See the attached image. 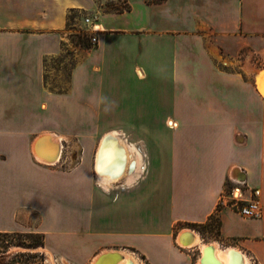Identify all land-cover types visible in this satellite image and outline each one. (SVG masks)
Here are the masks:
<instances>
[{
	"label": "crops",
	"instance_id": "crops-1",
	"mask_svg": "<svg viewBox=\"0 0 264 264\" xmlns=\"http://www.w3.org/2000/svg\"><path fill=\"white\" fill-rule=\"evenodd\" d=\"M98 1L0 0V232L45 234L41 248L62 264H91L110 250L137 256L110 247L115 243L138 248L150 264H196L175 236L187 229L200 235L191 226L215 215L220 245L264 264V212L253 218L218 208L236 166L261 189L264 207V165L232 143L230 121L258 118L264 100L255 83L223 67L226 58L264 49V0H123L124 10L104 12ZM72 10H95L99 43L75 51L70 86L60 92L46 85L45 60L64 52ZM244 87L250 93L229 97ZM105 119L183 124L163 128L177 137L161 157L157 141L150 163L139 149L141 170L124 155L118 178L106 187L96 170L101 142L114 134L108 140L123 154L135 142L121 128L102 131L98 120ZM100 133L97 187L90 155L66 174L35 152L37 142L40 153L48 151L50 134L62 141ZM141 133L158 135V126ZM142 199L153 201L149 220Z\"/></svg>",
	"mask_w": 264,
	"mask_h": 264
},
{
	"label": "rangeland",
	"instance_id": "rangeland-1",
	"mask_svg": "<svg viewBox=\"0 0 264 264\" xmlns=\"http://www.w3.org/2000/svg\"><path fill=\"white\" fill-rule=\"evenodd\" d=\"M98 1V0H97ZM150 2L157 0H147ZM100 6V11H121L125 7L124 1L110 2L108 4H102L98 1ZM96 9V8H95ZM97 10V9H96ZM98 12V10H97ZM76 13L75 18H80L78 21L74 19L72 22L77 23L75 25L68 26L70 41H64V52L57 57H49L45 60V82L50 89L66 91L70 86V75L76 62L75 51L79 48H84V45L79 42V35L81 34L77 30H80V25L83 24L82 19L84 16H94L95 10L84 11L80 14L79 11L70 12L69 16H73ZM224 69L229 74H238L247 83H255L256 87L253 89L254 93H257L261 100H264V49L252 53L244 51L241 56L236 58H226L223 64ZM236 90V89H235ZM250 93L249 89L242 88L237 92L233 90L228 95L235 96L239 98L242 94ZM241 93V95H240ZM229 105V104H228ZM180 120H169V119H105L98 120V125L102 131H108L113 128H121L127 134V139L131 142L138 144L139 149L144 153L145 159L148 163L154 158L156 141L158 143V157H161L164 153L165 143H168L170 137L176 138L177 136H171L170 134L164 133V127H171L178 129L183 123ZM196 122V120H194ZM229 121V120H228ZM235 125L231 126L232 130V143L238 148V150L243 153L242 155L246 157L247 153L253 157V161L258 163L260 166L264 165V103H260L259 117L252 119H232ZM229 121V122H230ZM177 124H176V123ZM184 122V120H183ZM96 125L94 121L92 124ZM196 125V124H195ZM231 125V124H230ZM158 126V135L154 134H142L141 132L145 128ZM103 133L97 135H77L69 137L66 141L64 140V148L62 152L61 161L52 168L62 171L66 174L74 173L80 169L83 165L88 155H90L89 170L90 173L95 177V186L99 184L97 180V172L95 170L94 158L97 150V146L101 140ZM125 136V134L123 135ZM247 152V153H246ZM147 155V157H146ZM248 156V155H247ZM243 164L249 166L247 163L242 161ZM54 165V164H53ZM250 167V166H249ZM136 169V162L133 161L132 165L129 167V171H134ZM141 179V178H140ZM125 178L111 185L113 188H118L117 185H123ZM230 182L226 180V185ZM134 185H137L136 183ZM132 185V188L133 186ZM223 191V193H224ZM222 193V194H223ZM222 196V195H221ZM221 200V198H220ZM219 200V209H221ZM152 200L142 199L141 205L146 206V219L152 218V211L148 208ZM224 208V207H222ZM138 215V214H137ZM134 215L132 214V219ZM217 217V216H216ZM218 218V217H217ZM200 233L203 243L218 242V222L214 221L211 226L207 225H195L191 226ZM189 227V229L191 228ZM179 234L175 236L177 239ZM40 239V238H39ZM32 239L25 233L0 236V264H50V257H54L51 252L43 250L41 246L34 248L30 247L29 244ZM221 244V243H220ZM222 245V244H221ZM220 245V246H221ZM43 247V246H42ZM110 247L115 248H127L130 251L137 253V256L141 258L144 264H150L146 255L142 253L138 248L131 245H123L115 243ZM222 248H226L221 246ZM189 253L192 255L194 262L198 264L199 256L201 254L200 245L197 244L193 249H188ZM58 264L62 262L57 261ZM89 264V261L83 263ZM257 264V262H253Z\"/></svg>",
	"mask_w": 264,
	"mask_h": 264
},
{
	"label": "bare ground",
	"instance_id": "bare-ground-1",
	"mask_svg": "<svg viewBox=\"0 0 264 264\" xmlns=\"http://www.w3.org/2000/svg\"><path fill=\"white\" fill-rule=\"evenodd\" d=\"M100 27V26H99ZM108 135V134H107ZM114 134L105 136L100 144L97 152V162L96 170L98 172L99 179L104 186H108L112 181H115L117 176V171L121 169V161L126 155L127 159H135L138 163V170H141L142 164V153L135 143H131L129 146L125 147V154H123L121 147L118 145L113 146L110 144L109 138H112ZM48 139V151L46 149L41 150L40 153L37 150V145L35 147L36 155L41 161L47 164H54L57 158L61 154L62 141H60L57 135H47ZM113 144V142H112ZM44 153H48L45 154ZM123 168V167H122ZM123 170V169H122ZM130 183V182H129ZM192 231V230H189ZM193 242L191 239H182L184 242L189 241L188 247L199 244L201 248V254L199 256V264H252L250 258L245 252L235 249L232 247L222 248L220 243H203L200 235L195 231ZM209 246H212L209 247ZM187 247V248H188ZM50 264H58L53 256L50 257ZM63 264H70L69 262H64ZM91 264H144V262L137 256L131 253H125L119 250H110L100 253Z\"/></svg>",
	"mask_w": 264,
	"mask_h": 264
},
{
	"label": "built area",
	"instance_id": "built-area-1",
	"mask_svg": "<svg viewBox=\"0 0 264 264\" xmlns=\"http://www.w3.org/2000/svg\"><path fill=\"white\" fill-rule=\"evenodd\" d=\"M83 22L84 24L80 25L81 29L77 31L80 32L81 35L89 41L90 47H94L99 43V36L97 33L100 32V27L97 22V18L95 16H85ZM74 25L75 27H77V23H75ZM70 40V37L66 38V41ZM63 141L64 140H62V142ZM63 148L64 143L61 147V154L57 158L55 164H58L61 161ZM247 175L248 174L246 168L242 166H236L235 168H233L228 176V181L230 182V184L226 185V190L221 196L220 206L221 208H232L233 210L249 217L261 218L264 212V207L261 201L262 191L260 188H254L249 185ZM181 233H179V235ZM180 246L187 248L189 245L180 244ZM194 247L195 245L188 248Z\"/></svg>",
	"mask_w": 264,
	"mask_h": 264
},
{
	"label": "trees",
	"instance_id": "trees-1",
	"mask_svg": "<svg viewBox=\"0 0 264 264\" xmlns=\"http://www.w3.org/2000/svg\"><path fill=\"white\" fill-rule=\"evenodd\" d=\"M162 1H164V0H157L156 2H162ZM71 12H75V10H72ZM75 16H76V13H74L73 16H69L68 17V26H71L72 27L75 24V23L72 22L75 19ZM79 42L82 43L84 45V47H87V48L90 47L89 41L86 38H84L81 34L79 35ZM59 91L61 92L62 89L59 90ZM214 221H217L218 222V225H219L218 233H220L221 221L215 215H212L210 217L209 221H207L206 223L195 224V225H198V226H201V225L211 226ZM9 234H11V233H8V232H0V236L9 235ZM14 234H21V233H14ZM25 234L32 239V242H30V244H29L30 247L37 248L39 246H44L45 245V234L39 233V232H28V233H25Z\"/></svg>",
	"mask_w": 264,
	"mask_h": 264
},
{
	"label": "water",
	"instance_id": "water-1",
	"mask_svg": "<svg viewBox=\"0 0 264 264\" xmlns=\"http://www.w3.org/2000/svg\"><path fill=\"white\" fill-rule=\"evenodd\" d=\"M37 145H38V142H37ZM54 161H56V159H54ZM188 238L191 239L190 242H193V240H194V234H193L192 231L186 230V231L182 232V233L179 235V237H178V241H179V243L182 244V245H189V244H190L189 241L184 242V241H185L186 239H188ZM182 239H184V241H183ZM209 247L212 248V246H209Z\"/></svg>",
	"mask_w": 264,
	"mask_h": 264
}]
</instances>
